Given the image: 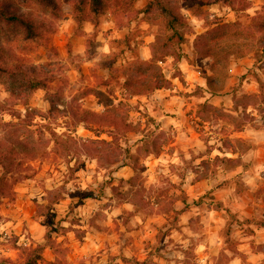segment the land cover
<instances>
[{
    "label": "rangeland",
    "instance_id": "1",
    "mask_svg": "<svg viewBox=\"0 0 264 264\" xmlns=\"http://www.w3.org/2000/svg\"><path fill=\"white\" fill-rule=\"evenodd\" d=\"M54 1L58 10L39 0H1L42 26L37 38L25 40L22 28L0 22V63L28 73L0 76V104L21 116L23 136L43 139L47 154L26 160L31 168L0 182V264H225L229 257L211 248L214 233L234 246L231 224L239 208L248 219L241 230L232 229L238 236L250 237L256 217L264 215V27L250 24L251 17L264 16V0H249L237 14L225 3L213 4L202 16L191 13L187 0H162L187 20L180 27V62L172 57L176 41L163 49L172 34L165 29L170 17L159 7L141 13L154 0H103L102 13L82 23L75 9L80 0ZM207 31L210 44L229 54L215 75V95L204 78L212 75L211 60L195 46ZM162 50L157 65L168 87L127 95L126 74ZM112 60L118 81L104 86L109 75L102 67ZM31 82L45 88L31 91ZM21 100L28 102L30 118ZM120 102L116 113L137 130L118 134V142L112 127L73 117L83 110L104 113V105ZM10 114L1 107L0 118L18 122ZM52 132L70 145H55ZM89 140L112 144L95 158L82 150L81 141ZM159 149L158 161L151 153ZM224 156L235 160L217 159ZM242 169L253 177L257 169L259 181ZM201 180L209 188L196 185ZM228 181L235 187L215 192ZM251 248L264 250L253 242ZM251 253H241L244 264H254Z\"/></svg>",
    "mask_w": 264,
    "mask_h": 264
},
{
    "label": "trees",
    "instance_id": "2",
    "mask_svg": "<svg viewBox=\"0 0 264 264\" xmlns=\"http://www.w3.org/2000/svg\"><path fill=\"white\" fill-rule=\"evenodd\" d=\"M41 3L51 6L54 10H58V6L54 0H39ZM133 0H130V2ZM188 7L191 13L195 16H202L204 13V8L211 6L217 3H225L228 7L231 8L236 14L245 11L249 8L250 2L249 0H187ZM89 2V3H88ZM130 3H127V7ZM104 1L103 0H80L78 4H75L76 12L78 15L77 20L78 22L86 21L88 16L92 15H100L103 11ZM155 7H159L162 14L169 16L170 18L166 19L165 21V29L171 31L172 34L166 39L163 44V49L168 50L171 47L172 43L176 41V45L178 46V51L174 52L175 61L180 62L185 55L181 51V46L184 41V36L180 32V27L186 25V18L171 8L165 6L162 0H154L151 1L145 9L141 11V13L149 14L155 10ZM115 13H117L115 11ZM54 16L56 14L53 13ZM0 22H5L10 26H19L23 30V34L25 36V40H31L37 38L39 36V29L40 26L36 21L31 19V17H27L24 14H18L17 12H13L9 8H6L3 2L0 0ZM250 24L253 27L262 28L264 27V16H254L250 18ZM214 29V28H213ZM219 30V29H218ZM211 31H207L199 36H197L195 40L196 51L200 54L203 58L211 60L210 64V71L212 75L205 74L204 78L207 81L208 87L212 90V94H216L219 86V82L215 75L220 71L221 67H225L226 62L228 60L229 54L225 50V48H220L211 45L212 39L209 37ZM160 42V38L156 40L158 44ZM155 47V44L153 45ZM164 50L155 54V61L146 62L141 61V64L145 65V67L137 68L133 71L134 75L126 74V78L124 83L122 84V88L125 93L129 96H141V95H148L156 90H160L163 88H167L169 85V80L167 79L164 71L160 66L157 65L159 61L162 60V55ZM173 52V51H172ZM159 57V58H158ZM0 60H4V54L0 52ZM117 61L112 60L108 64L103 65V69L108 72V77L104 78V86H109L110 81L113 79H118V68L116 66ZM17 67L8 66L6 64L0 63V76H7L9 78L15 79L16 76L24 75L27 76L28 73L22 68L21 66ZM21 68V69H20ZM180 72V68H177ZM40 73V72H39ZM52 79V78H49ZM27 81V80H26ZM118 81V80H117ZM116 81V82H117ZM29 83V81H28ZM39 87H44L45 84L41 82H31L27 89L35 90ZM12 96H16L14 92H10ZM20 105H23L24 108L27 110V118H30L32 115L31 111H29V104L25 100H21L19 102ZM122 103H118L117 106L115 104H106L104 105L105 112L104 113H96L91 112L88 110H83L82 112L75 113L73 115L74 118H78L80 123H88L92 122L95 124L103 125V126H110L115 131V136L112 137V141L118 142V134L119 135H126L129 132L136 131L137 127L134 126L127 117H120L117 113L121 108ZM3 107L7 111H11L10 114L12 117H15L18 122H5L2 118H0V129L3 130V133L0 134V166L4 172V175L0 179L1 183H5V178L7 175H11L19 169H26V160L33 161L38 158H43L46 156L47 152L42 145L39 143L42 142V138H35L32 135L23 136L20 132V128L18 127V123L22 120L21 116L17 114L16 111H12L10 109L5 108L0 104V110ZM53 107V105H52ZM117 112V113H116ZM24 121V120H23ZM55 145L66 144L67 146L70 145L71 140H65L62 137L56 135L55 132H52ZM71 138V137H69ZM74 141V139H72ZM83 142L82 150L85 153H90L95 155V158H99L101 155H105L107 151V147L111 146L112 142L106 140L100 141H81ZM94 147V149H91ZM128 153H130L128 151ZM153 155H159L160 149L154 153ZM219 157V156H217ZM225 160L226 162H232V159L229 158H217ZM112 162V161H111ZM117 163V162H113ZM31 168V167H30ZM49 237V236H48ZM52 239V238H48ZM47 239V240H48ZM43 246H39L37 250H43ZM36 260H40L39 258H35ZM29 264V263H27Z\"/></svg>",
    "mask_w": 264,
    "mask_h": 264
},
{
    "label": "crops",
    "instance_id": "3",
    "mask_svg": "<svg viewBox=\"0 0 264 264\" xmlns=\"http://www.w3.org/2000/svg\"><path fill=\"white\" fill-rule=\"evenodd\" d=\"M160 156V155H159ZM158 155H155V158L157 159L159 157ZM224 158H229L232 160H235L234 158H230L228 156H224ZM158 161L160 160V158L157 159ZM241 170H238L236 172V175L241 173ZM253 173L254 170L252 169ZM243 174L242 175H248L251 176V178H255L256 181H259V177L257 176L258 174V170L256 169V175L253 177V175L249 174L248 171H244L242 169ZM229 185L224 184V182H221L219 184V188L217 189V191L215 192H220L221 190L225 189V188H229L232 189L233 187H235L233 184H235L232 181H228ZM196 185H205V187H208V184L206 181H199L196 183ZM192 187H195V185H192ZM251 187V186H250ZM212 188V187H211ZM210 188V189H211ZM259 187L256 186V188L253 186L251 189L255 190L258 189ZM256 191V190H255ZM234 198V195L232 194H227V198L229 199L230 197ZM263 200V199H262ZM225 205V204H224ZM224 214V217H229V213L227 211L222 210L221 212H219V214ZM244 211L241 210V208H239L238 211V215L236 216V222L231 224V232H230V239H235L236 243L234 246L229 247L228 243L226 242V238H222L220 232L219 233H214V235L212 236L213 240L211 242L212 246L211 248L214 247V249H216V253L215 254H226L227 257H229L228 261L225 264H244V258L243 255L241 253H244V256L248 253H251V244L253 242V244H255L257 247L258 246H264V215L260 216L259 218L256 217V227L254 229V233H252V235H250V237L248 236L247 233H242L241 235H237L234 233V230L232 232V229H240L242 228L241 223L245 221V219L247 220L248 218H246L247 216H243ZM242 232V231H239ZM88 234V232L86 233ZM86 239V238H84ZM251 240L250 241H246L244 243H239L243 240ZM81 244V242H80ZM83 248V247H82ZM262 259V260H261ZM248 261H252L254 262V264H263L264 262V250H256L255 253H251L250 255V260Z\"/></svg>",
    "mask_w": 264,
    "mask_h": 264
}]
</instances>
